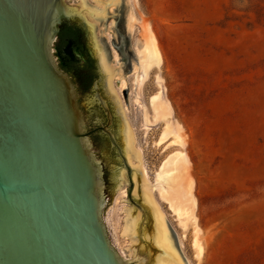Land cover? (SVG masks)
<instances>
[{
	"label": "water",
	"instance_id": "1",
	"mask_svg": "<svg viewBox=\"0 0 264 264\" xmlns=\"http://www.w3.org/2000/svg\"><path fill=\"white\" fill-rule=\"evenodd\" d=\"M120 1L0 0V264H126L138 258L139 239L158 248L147 264H180L124 106L130 73L111 27ZM65 16L85 22L121 160L81 132L72 86L51 52ZM100 36L110 58L97 50Z\"/></svg>",
	"mask_w": 264,
	"mask_h": 264
},
{
	"label": "rangeland",
	"instance_id": "2",
	"mask_svg": "<svg viewBox=\"0 0 264 264\" xmlns=\"http://www.w3.org/2000/svg\"><path fill=\"white\" fill-rule=\"evenodd\" d=\"M155 1L122 0L131 52L124 106L150 178L178 149L170 136L157 142L163 121L142 125L157 76L170 122L182 130L181 170L194 183L196 228L190 220L181 226L163 203L179 258L182 264H264V0H166L163 13L153 11ZM143 23L154 32L156 24L166 27L168 43L160 65L139 85L133 76Z\"/></svg>",
	"mask_w": 264,
	"mask_h": 264
},
{
	"label": "flooded vegetation",
	"instance_id": "3",
	"mask_svg": "<svg viewBox=\"0 0 264 264\" xmlns=\"http://www.w3.org/2000/svg\"><path fill=\"white\" fill-rule=\"evenodd\" d=\"M122 6L123 2L120 1L114 7L116 11L113 14L115 22L111 26L113 28L112 42L122 54L121 58L127 64V67L130 68V61L126 55V53H131L128 49V36L125 30H120V22L123 20ZM84 23L82 19L74 21L71 16H65L55 24L54 40L51 45L52 56L57 69L67 77L72 86L75 105L83 122L81 132L84 133V138H89L96 149L106 150L112 148L121 160V151L112 132L113 115L99 92L94 56L87 46ZM100 38L104 41V45L98 43L97 50L102 46L105 47L107 58H110L111 51L108 40L105 39V36H100ZM85 107L88 109L83 114ZM173 236L174 243L178 247L175 233H173ZM141 245L139 239L135 243V252L140 253L138 258L126 261V264H134L135 262H138L137 264H147V256L150 254L154 258V252L156 253L158 248L153 244L147 246L146 243L143 247ZM149 247L153 250L150 251Z\"/></svg>",
	"mask_w": 264,
	"mask_h": 264
},
{
	"label": "bare ground",
	"instance_id": "4",
	"mask_svg": "<svg viewBox=\"0 0 264 264\" xmlns=\"http://www.w3.org/2000/svg\"><path fill=\"white\" fill-rule=\"evenodd\" d=\"M166 2V0H156L153 4V11L163 13L166 9ZM141 29L142 33L140 34H142L143 45L138 55L139 62L137 66L139 69L134 72L135 75L133 76V82L135 81L136 84L139 85L143 82L152 66L158 67L160 65L165 57L166 43H168L166 42L168 39L166 37L168 35L166 27H161L156 24L154 32L148 23H143ZM162 35L165 37L161 38ZM156 83L159 88L155 93L150 95L147 108L142 107V125L147 129L149 125L163 121L164 125L159 133L157 142H161L170 136V142L175 144L178 149L169 154L159 164L151 178L145 167L143 151L139 144L140 141L138 142L137 140V133H135L136 128H133L129 117L128 119L159 218L167 226V213L163 208V203H165L167 209L173 214L181 226H185L186 221L190 220L194 228H196L195 216L193 215L196 204L193 194L194 183L191 178L184 177L181 170V167L184 166L186 162V156L182 150L184 146L183 133L178 125L170 122L171 108L169 102L162 93V87L158 76L156 78ZM193 242L197 245L195 238ZM201 252L202 248L198 245L196 248V255L199 256ZM180 264H182L181 260Z\"/></svg>",
	"mask_w": 264,
	"mask_h": 264
}]
</instances>
